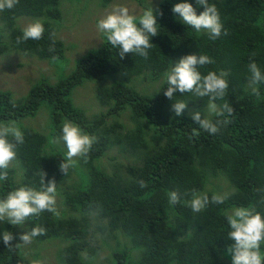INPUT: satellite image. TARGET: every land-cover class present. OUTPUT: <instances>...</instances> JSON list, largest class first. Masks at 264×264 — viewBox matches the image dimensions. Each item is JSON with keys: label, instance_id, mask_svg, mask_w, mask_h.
<instances>
[{"label": "trees", "instance_id": "obj_1", "mask_svg": "<svg viewBox=\"0 0 264 264\" xmlns=\"http://www.w3.org/2000/svg\"><path fill=\"white\" fill-rule=\"evenodd\" d=\"M180 2H157L154 14L160 33L151 38L153 46L147 59L132 53L121 59L118 49L102 41L58 81L42 76L21 98L0 89L1 124L19 125L22 118L34 116L40 107L49 117L52 133L19 126L24 143L18 145L15 160L22 177L15 180L14 169L9 167L7 180L0 181V198L22 186L39 190L43 178L44 182L52 178L60 183L62 204L73 211L64 213L61 207L59 217L42 212L38 216L43 222L36 226L30 218L29 229H46L38 237L42 241L55 239L51 243L61 264H104L91 259L96 246L84 250L96 230L103 237L114 238L121 232L132 243L127 247L117 241L110 259L105 258L108 264H232L228 247L234 242L227 236L230 228L225 213L236 207H251L264 215V191H257L264 190V82L253 85L248 71V64L254 60L264 72V0H209L216 5L228 33L216 40L178 19L172 8ZM188 2L196 7L197 14L204 10L196 0ZM59 3L19 0L13 9L2 11L0 18L9 29L10 44L0 35V55L12 46L37 59H61L64 43L51 35L56 33L62 15ZM24 16L41 19L45 28L42 39L17 42L23 32L18 19ZM50 45L54 51H49ZM189 54L208 55L214 60L199 68L202 75L222 70L229 73L228 92L215 102L218 107L228 103L234 112L210 117L214 122L230 121L215 135L199 129L192 119L195 111L204 118L208 97L177 91L175 99L188 102V106L182 116H176L172 110L175 100L164 95L168 85L163 74ZM88 81L96 83V96L106 106L105 111L91 117L72 97V90ZM248 84L259 89V98L246 89ZM125 112L128 123L119 119ZM65 121L97 138L87 159L76 158L68 175L59 168L66 158L62 151L66 145L53 142L62 136ZM193 128L200 135L189 139ZM115 148L125 156L116 159L111 169L98 163L108 149ZM140 180L146 187H140ZM192 190L207 192L210 199L214 193L227 194L228 199L223 204L210 202L195 213L184 203L191 199L184 194ZM170 191L181 195L179 204H169ZM2 222L7 231L17 235L16 226ZM14 243L17 245L9 248L0 239V264H33L18 237ZM261 251L264 253V244Z\"/></svg>", "mask_w": 264, "mask_h": 264}, {"label": "clouds", "instance_id": "obj_2", "mask_svg": "<svg viewBox=\"0 0 264 264\" xmlns=\"http://www.w3.org/2000/svg\"><path fill=\"white\" fill-rule=\"evenodd\" d=\"M18 3L19 0H0V15L2 11L5 9H13ZM196 4L204 8L199 14H197L196 7L188 2V0H182V2L176 3L172 8V12L185 25L194 28L196 32H206L212 40H216L222 34L226 36L228 33L227 30L223 28L220 13L216 5L210 4L209 0H196ZM154 11L151 5L147 7L141 15L137 16L132 14L127 6L117 5L111 12L98 21L97 29L102 34V40L105 43L119 50V57L121 59L129 53L147 59L149 56V49L153 46L151 38L160 33L157 16L154 14ZM159 14L161 16L163 15L162 10ZM0 21H3V19L0 18ZM3 23L8 29L4 21ZM44 32V25L39 21L30 23L23 29L22 36L18 37L17 42L22 43L28 40H40L43 38ZM0 35L4 43L10 44V41L5 40L2 31H0ZM51 35L54 38L55 32H52ZM9 48L6 54L11 51L19 53L12 46ZM49 51H54V45L49 46ZM212 63H214V60L208 55L189 54L175 62L174 66L163 74V78L166 85H168L164 95L170 100H175L172 104V110L176 116H182L188 106V102L175 99L177 91L182 94L191 93L195 97L209 98L207 109L204 110L206 113L205 117L202 119L201 112L195 111L192 114V119L199 124V129L206 131L210 135H215L221 130L222 126H226L230 121L225 118L218 119L214 122L210 117L212 115L223 117L225 113L231 116L234 112V108L228 103H224L222 107H218L215 102L218 99L223 100L228 92L229 80L227 77L229 73L222 70L219 73L216 71H209L206 75H202L199 71L200 67ZM248 71L251 74V83L253 85L264 82V72H262L261 68L254 60L248 64ZM246 89L252 90L255 96L258 98L260 97L258 88L248 84L246 85ZM11 93L13 97H15L12 91ZM76 106L79 108L78 105ZM199 135L200 133L197 131V128H193L189 139H193ZM60 139H62L67 148L66 158L59 164L60 170L65 175H68L69 169L76 165V158L87 159L90 150L97 141L95 136L86 133L71 121H66L63 124L62 136ZM53 142L56 143L58 141ZM23 143L24 133L18 125L15 123L0 124V181L7 180V170L11 163L16 161L18 145H22ZM109 150L111 149H108L106 153ZM106 153L101 157L106 155ZM98 163L102 164L99 160ZM112 165L113 163L111 166ZM110 167L107 168L109 169ZM45 175L46 173H44V177ZM42 184L43 185L40 187H43L42 190L22 186L10 191L6 197L0 198V221H6L14 226L25 225L26 230H28L27 232L19 234V244L20 241L25 245L30 244L32 241L37 243L52 242L55 239L40 240L38 236L44 235L46 229L43 227H34L30 230L29 219L33 218L37 226L40 224L38 221L43 222V217L38 216L42 212L47 211L59 217V204L64 213L72 210L70 206L67 205V207H65L64 204H62L59 182H56L55 179L52 178H48L44 182L43 178ZM139 185L141 188L146 187L143 180L139 181ZM56 195L60 197L56 199ZM184 195L191 196V199L185 200L184 203L195 213L204 210L210 202L214 204H223L225 200L228 199L227 194L218 193H214L210 199L207 192L199 193L196 190H192L191 193L186 192ZM168 198L169 204L173 206L181 202V195L177 191H170L168 193ZM262 200H264V196H262ZM225 215L230 228L227 236L234 242L228 247V253L231 255L232 264H264V253L261 251V245L264 244V215L251 207H236L230 213H225ZM0 224H3V222ZM17 237L18 234L16 235L6 230L2 233L0 239H2L4 245L11 248L17 245V243H14ZM101 240L104 241V238H96L94 235V237H91L89 245H85L84 250H86L87 247L96 246V254L102 249L100 246ZM116 243L117 242L107 245L109 259L113 248L116 247ZM123 245L126 246V244ZM131 246L132 243L127 247ZM80 253L82 256L86 255L82 250H80ZM131 253L134 255L136 251L132 249ZM94 257L95 255L91 259L93 262H96L93 259Z\"/></svg>", "mask_w": 264, "mask_h": 264}, {"label": "rangeland", "instance_id": "obj_3", "mask_svg": "<svg viewBox=\"0 0 264 264\" xmlns=\"http://www.w3.org/2000/svg\"><path fill=\"white\" fill-rule=\"evenodd\" d=\"M159 0H151L152 7L156 8ZM127 6L132 14L137 16L150 7V0H111L105 3L104 0H60L59 8L62 12L61 18L56 25V38L64 43V55L61 59H53V61L41 60L29 54H19L15 51L0 55V89H10L15 97L26 95L33 83L39 80L42 76L50 78L53 81L68 76L75 67L76 61L79 57L86 55L90 50L96 49L102 43L103 36L97 29L98 21L105 17L112 9L117 6ZM155 6V7H154ZM155 12V11H154ZM36 21L41 22L40 18L24 17L18 19V24L21 28H25L30 23ZM0 31L4 34L5 40L9 41L7 36L8 29L5 27L3 21H0ZM95 82H83L82 85L76 86L72 90V97L76 105L83 109L87 117L93 114L105 111L106 106L101 104L96 96ZM40 107L34 116L22 118L20 124L22 127L30 125L42 133H52L49 127V117L46 111ZM207 107L204 108L206 110ZM203 110V117L206 113ZM122 122L128 123V113L125 112L119 118ZM66 122V121H65ZM62 123V127L63 124ZM1 124V123H0ZM26 124V125H25ZM61 136L54 138L61 146L65 147ZM146 137L150 134L146 133ZM60 149L59 147H55ZM118 149V148H117ZM116 148L109 150L106 155L99 159L103 165L110 167L116 159L123 158L124 153H121ZM67 152V148L62 150ZM114 158L113 160L111 158ZM15 169L14 178L20 179L21 167L19 163L13 161L10 165ZM112 166L109 168L111 169ZM47 186V185H46ZM43 188V187H42ZM40 188V190H42ZM60 197L56 195V199ZM58 208H61L60 204ZM26 223V222H25ZM22 227V228H21ZM6 231L4 223L0 224V236ZM25 225H16V232L18 234L27 232ZM96 238H104L101 240L100 249L93 258L96 262H104L105 258L109 259V250L107 245L119 242L121 245L131 244L130 240L121 232L116 238L103 237L99 230L93 231ZM24 254L31 259L33 264H61L57 258V249L55 244L51 242L37 243L32 241L25 245L21 243ZM37 254L32 256V254ZM229 263V261H228ZM231 264V263H229Z\"/></svg>", "mask_w": 264, "mask_h": 264}]
</instances>
